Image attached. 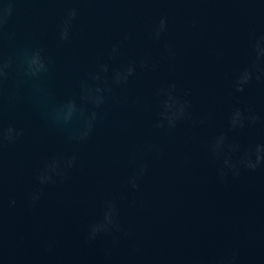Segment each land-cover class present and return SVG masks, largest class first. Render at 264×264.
Instances as JSON below:
<instances>
[{
  "label": "water",
  "instance_id": "95a60500",
  "mask_svg": "<svg viewBox=\"0 0 264 264\" xmlns=\"http://www.w3.org/2000/svg\"><path fill=\"white\" fill-rule=\"evenodd\" d=\"M9 2L0 31V61L12 62L0 78V264H264V161L254 170L238 163H256L264 145V0H0V9ZM36 51L47 71L32 75ZM130 65L135 74L116 83ZM172 84L188 102L175 128L160 115ZM84 86L103 89L93 93L99 107ZM70 101L71 119L57 120ZM237 108L243 127L233 128ZM53 162L62 174L41 183ZM109 203L119 231L90 242Z\"/></svg>",
  "mask_w": 264,
  "mask_h": 264
},
{
  "label": "clouds",
  "instance_id": "9594fccd",
  "mask_svg": "<svg viewBox=\"0 0 264 264\" xmlns=\"http://www.w3.org/2000/svg\"><path fill=\"white\" fill-rule=\"evenodd\" d=\"M7 2V0H6ZM12 14V6L11 3H8V6L6 8L0 9V31H2L4 25L7 23V18L11 16ZM77 10L72 9L68 12L67 17L64 20L63 27L61 30V39L67 40L70 36V28L72 26V21L76 18ZM168 21L167 17H161L158 26L154 28V36L157 40L160 39L162 33H164L167 29ZM257 50H258V56H264V49H260L259 44H257ZM113 51H116V49H113ZM144 67H148V65L145 63L143 65ZM12 62L11 60L8 61H0V78L4 77L6 75L5 69L11 68ZM259 65L254 64L252 69H245L237 78V81L235 83V90L237 92H243L245 91V85L248 84L252 79L253 70L258 69ZM28 70L32 75H39L41 72L47 71V65L44 61V58L42 57L40 51H36L32 54L30 59L28 60ZM105 71H107V67L104 68ZM260 71L264 72V69H260ZM135 74V67L134 65L128 66L124 72H118L116 74L115 80L116 83H120L122 81L126 82L128 78ZM257 79H260V76L257 75ZM99 79V77H97ZM86 89V94L89 96V98H92L94 102L96 103L97 107H99L100 104L103 103V97L99 95H93V93H101L103 89L96 88V89H89L87 86H84ZM176 87L175 84H172L170 86V89L168 90V99L164 102L163 105V111L160 113L161 119L166 120L168 122L169 128H175L177 121L183 119L187 115V101L181 102L176 97H174L171 93L172 90H174ZM66 108V111H65ZM76 111V105L74 101H70L66 106H62L60 109L56 111V119L59 120L61 117H63L65 120L71 119L72 114ZM96 118V113H93L92 120ZM243 112L241 109L237 108L234 111V114L231 118V124L233 128L237 126V122H239L240 126L243 127ZM253 122L255 120L259 119V117H253ZM158 126H163L158 125ZM92 122L91 120L88 122V131H86L83 136L81 137L86 138L89 132L91 131ZM15 130L13 128H8L7 132L5 133L7 139L9 141L14 140L13 132ZM18 135H21V133H17ZM227 137L222 135L220 136L213 144L210 145V149L213 153V155H219L220 152L223 149L224 143L226 141ZM229 148H232V150H235L233 146L229 145ZM253 150L250 148L245 152V156L250 159L252 155ZM261 153H264V145H257L255 147V154H256V163H247L246 160L241 159L238 161L239 164H246L247 167H250L251 169H255L257 165L264 161V155ZM226 168H237V164L233 163L231 159H225L224 161ZM74 164V158L72 161L69 162V166H72ZM59 168V162H53L52 165L49 166L48 171L45 174H42L39 179L41 183L45 182H51L55 183L56 181L53 179L52 175L48 173H56V175H61L62 173L58 171ZM147 164H142L137 174L129 179V183H131L133 188H138L139 185L137 183V180L142 178L144 174L147 172ZM226 171L224 169H221L220 175L223 177L226 175ZM236 174L238 175V169ZM33 200H38L39 197L37 195H33ZM13 204H15V201H12ZM108 210L104 214V221L102 223L93 224L90 226L89 234H88V240L94 241L96 239L97 234L101 232H110L113 228H115L117 231H119V225L116 222L115 216L117 215L116 206L114 203L108 204Z\"/></svg>",
  "mask_w": 264,
  "mask_h": 264
}]
</instances>
